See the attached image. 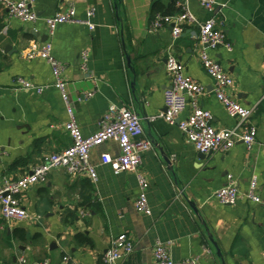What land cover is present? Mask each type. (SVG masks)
I'll list each match as a JSON object with an SVG mask.
<instances>
[{"label":"crops","instance_id":"obj_1","mask_svg":"<svg viewBox=\"0 0 264 264\" xmlns=\"http://www.w3.org/2000/svg\"><path fill=\"white\" fill-rule=\"evenodd\" d=\"M213 2L212 12L198 0H187L186 7L198 23L224 16L230 52L204 49L197 24H183L175 39L170 27L149 30L151 19L161 14L153 11L155 3L166 15H176L181 0H35L34 23L9 17L0 0V185L4 178L15 180L46 155L71 145L64 128L66 105L53 87L49 64L21 56L46 42L63 65L68 106L84 137L95 134L103 115L116 106L138 114L143 133L152 143L136 172L114 175L100 163L102 153L119 155L117 144L108 141L90 153L95 182L53 169L45 183L22 193L20 202L29 218L6 222L0 215V264H17L20 257L26 264H61L64 256L79 264H102L109 242L122 233L132 239L134 249L119 264H155L151 250L156 242L171 243L174 261L264 264V0ZM71 6L79 20L86 19L89 8L94 9L93 30L64 23L49 35L45 19ZM83 50L89 52V73L96 84L77 69ZM203 50L232 78L228 94L242 106L255 108L248 125L257 130V144L250 150L237 144L227 152L202 156L177 124L158 117L165 111L164 91L171 86L165 63L173 55L184 65L185 74L204 86L198 102L211 113V125L215 129L235 125L215 98L213 82L201 66ZM17 78L45 89L41 94L17 89ZM190 112L187 106L179 119ZM138 174L148 182L150 215L134 208ZM228 175L240 193L234 206L221 205L214 197ZM252 176L257 179L259 203L246 198ZM16 230L24 233L23 239ZM78 234L92 246L77 243Z\"/></svg>","mask_w":264,"mask_h":264},{"label":"built area","instance_id":"obj_2","mask_svg":"<svg viewBox=\"0 0 264 264\" xmlns=\"http://www.w3.org/2000/svg\"><path fill=\"white\" fill-rule=\"evenodd\" d=\"M187 0H181V10L176 15L155 14L149 24V30L156 32L162 27L171 28V36L177 38L183 31V24H197L199 26L198 41L204 49L212 51L220 48L230 52L232 45L228 41L224 30V16L211 17L205 22L198 23L196 18L186 7ZM207 11H214L213 0H198ZM8 16L22 23H34L37 15L32 7L35 0H3ZM94 9L86 11V19L79 20L75 17L74 8L71 6L64 12H58L45 19L49 35H52L56 27L64 23L84 24L89 30L94 26L91 19ZM26 60H45L52 72L53 87L58 91L66 105L68 120L64 124L65 131L71 139V145L62 151L46 155L40 164L34 166L31 171L15 180L4 178L0 185V215L6 222H21L29 218L22 207L20 196L31 186L45 183L48 174L53 169H63L72 177H88L92 182L97 180L95 166L90 162L91 150L114 141L117 144L119 155L113 158L109 153L100 155V163L107 165L114 175L126 172H136L141 164L142 154L152 149V143L146 139L136 112L127 107L110 106L99 123L98 131L88 137H84L76 123L73 110L67 102V83L63 78V65L52 55V45L49 42L32 47L21 53ZM199 60L207 76L213 82V93L217 101L223 106L227 115L236 123L227 129H215L211 125V113L203 109L198 98L204 92V86L185 74L184 65L173 55H169L165 63V73L171 86L164 91L165 111L158 115L167 124H177L186 141L194 149L204 155L212 152H227L237 144H243L247 150L257 144V130L248 125V121L255 108H247L236 102L229 94L228 89L233 85V80L219 62L212 58L206 50L199 54ZM89 52L83 50L78 55L77 69L87 79L96 84L97 79L89 73ZM17 89L32 90L41 94L44 86L34 85L23 78H17L14 82ZM190 106L191 112L184 119L179 116ZM137 181L139 194L134 202L135 211L142 215H150L146 190L148 182L146 178L138 174ZM257 179L252 176L246 198L254 203L260 199L256 193ZM215 199L224 206H234L240 199L237 182L231 175L227 176V183L214 193ZM171 243L156 242L152 247V256L155 264H199L196 258H188L174 261L170 256ZM134 249L132 239L125 233L113 237L102 256V264H119L127 258ZM204 251H207L204 249ZM17 264H26L20 257ZM41 264H49L44 261ZM61 264H79L69 256L61 259Z\"/></svg>","mask_w":264,"mask_h":264},{"label":"trees","instance_id":"obj_3","mask_svg":"<svg viewBox=\"0 0 264 264\" xmlns=\"http://www.w3.org/2000/svg\"><path fill=\"white\" fill-rule=\"evenodd\" d=\"M153 11H154V12L161 13V14H163V15H166V12H163L162 7H161L158 3H155V4H154ZM15 233H17L16 235H18L19 238H21V239L24 238V235H23L24 233H22V231H21V234H20V232H19L18 230H16ZM18 233H19V234H18ZM75 240H76L77 243H79V244L82 245V246H89V247L92 246V242H91L87 237H85V236L82 235V234H78V235H76Z\"/></svg>","mask_w":264,"mask_h":264},{"label":"water","instance_id":"obj_4","mask_svg":"<svg viewBox=\"0 0 264 264\" xmlns=\"http://www.w3.org/2000/svg\"><path fill=\"white\" fill-rule=\"evenodd\" d=\"M202 156H205L204 154H202Z\"/></svg>","mask_w":264,"mask_h":264}]
</instances>
